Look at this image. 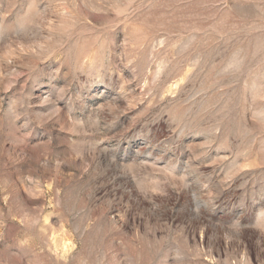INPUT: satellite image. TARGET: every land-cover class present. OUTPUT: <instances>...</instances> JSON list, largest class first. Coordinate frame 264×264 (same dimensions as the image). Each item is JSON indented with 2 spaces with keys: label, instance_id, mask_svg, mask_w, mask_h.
<instances>
[{
  "label": "rangeland",
  "instance_id": "1",
  "mask_svg": "<svg viewBox=\"0 0 264 264\" xmlns=\"http://www.w3.org/2000/svg\"><path fill=\"white\" fill-rule=\"evenodd\" d=\"M0 264H264V0H0Z\"/></svg>",
  "mask_w": 264,
  "mask_h": 264
}]
</instances>
